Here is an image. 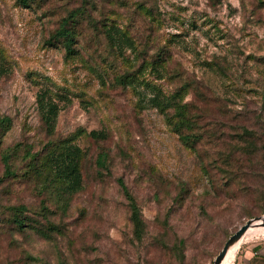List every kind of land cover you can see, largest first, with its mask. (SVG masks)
<instances>
[{"label":"rangeland","instance_id":"1","mask_svg":"<svg viewBox=\"0 0 264 264\" xmlns=\"http://www.w3.org/2000/svg\"><path fill=\"white\" fill-rule=\"evenodd\" d=\"M0 66V264H213L264 216V0H0ZM42 89L61 108L52 135ZM176 93L188 142L177 107L149 103ZM63 143L82 151L67 205L43 186L60 185L45 177ZM224 264H264V233Z\"/></svg>","mask_w":264,"mask_h":264},{"label":"trees","instance_id":"2","mask_svg":"<svg viewBox=\"0 0 264 264\" xmlns=\"http://www.w3.org/2000/svg\"><path fill=\"white\" fill-rule=\"evenodd\" d=\"M108 38L116 46L117 49L122 50L124 47L133 48L134 43L124 33L120 28L116 26H110L106 29ZM60 36H65L69 39L72 37V32L70 29H62ZM72 42V40H71ZM70 50V45L68 47ZM122 52V51H121ZM7 69L0 66V80L6 74ZM179 93L173 94L172 96H162L161 94H154L150 99L149 103L156 108L165 110L168 108L177 107L178 116L180 121L175 124V131L178 133L184 141H189L194 124L192 123L189 112L185 111L184 107L177 103L176 99ZM37 102L39 107V112L41 118L45 123L47 133L50 135L54 134L56 128V119L61 111L59 105L52 99L49 95V92L45 89H42L37 95ZM12 121L10 117L0 115V136L5 135L11 128ZM91 137L94 139H104L106 138V133L104 131H92ZM82 157V151L76 145L63 143L58 150H52L48 153L47 156V175L46 179L48 182L60 183V185H43L48 188L50 186H56L62 197V201L66 205L68 204L69 199L83 190V177L80 170V160ZM101 158H104L101 155ZM5 164L6 172L5 177L15 176L14 171L11 169L9 164V155L3 157ZM42 173L39 170V174ZM45 178L43 183H45ZM121 185H123L126 196L129 200V206L131 210V221L135 227V230L140 237L143 233V221L141 219L140 211L138 206L130 195H128L126 188L124 187L125 183L121 180ZM19 224H22V221H18ZM53 230L56 228L54 224L50 225Z\"/></svg>","mask_w":264,"mask_h":264},{"label":"water","instance_id":"3","mask_svg":"<svg viewBox=\"0 0 264 264\" xmlns=\"http://www.w3.org/2000/svg\"><path fill=\"white\" fill-rule=\"evenodd\" d=\"M257 226V227H264V216L254 218L249 220L245 225L240 227L226 242L225 246L221 250V252L217 255L214 260L213 264H222L223 260L225 259L229 249L239 242L243 236L246 234L249 228Z\"/></svg>","mask_w":264,"mask_h":264},{"label":"bare ground","instance_id":"4","mask_svg":"<svg viewBox=\"0 0 264 264\" xmlns=\"http://www.w3.org/2000/svg\"><path fill=\"white\" fill-rule=\"evenodd\" d=\"M263 233H264V227L253 226V227L249 228L248 231L246 232V234L243 236V238L229 249V251H228L225 259L223 260L222 264H224L226 260L231 259L233 257V255L238 250L239 245L243 239H245L247 237L253 238V237H256V236L261 235Z\"/></svg>","mask_w":264,"mask_h":264}]
</instances>
